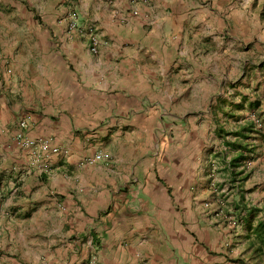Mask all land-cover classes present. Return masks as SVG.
Instances as JSON below:
<instances>
[{
    "label": "crops",
    "instance_id": "crops-1",
    "mask_svg": "<svg viewBox=\"0 0 264 264\" xmlns=\"http://www.w3.org/2000/svg\"><path fill=\"white\" fill-rule=\"evenodd\" d=\"M65 1H47L44 25L35 13L11 14L16 37L0 27V125L9 133L26 120L28 137L70 152L53 155L48 173L25 176L14 196L21 219L4 223L13 246L3 260L85 264L96 254L102 264H264L250 248L257 219L249 215L236 234L219 225L224 198L212 186L230 170L214 175L212 157L225 152L217 158L228 163L240 152L222 150L225 139L203 107L220 93L219 63H211L210 86L205 67L195 64L193 74L186 61L194 51L220 50L221 23L237 17L234 3L75 0L103 40L94 54L85 33L66 28ZM238 22L246 29L245 19ZM100 150L111 160L86 163ZM242 194L227 191L228 201Z\"/></svg>",
    "mask_w": 264,
    "mask_h": 264
},
{
    "label": "rangeland",
    "instance_id": "rangeland-1",
    "mask_svg": "<svg viewBox=\"0 0 264 264\" xmlns=\"http://www.w3.org/2000/svg\"><path fill=\"white\" fill-rule=\"evenodd\" d=\"M5 1L8 3L0 6V27L8 32L10 36L16 37L15 35L19 32L18 29L15 33L16 28L13 25L15 18H10L11 14L27 16L28 13H35L36 17H39V24L44 25L39 13H41L42 9L46 10L48 0ZM231 1L235 5L234 8L238 9L237 17L231 23H221L219 34L220 50L214 53L210 48L206 51L199 50L197 51L198 53L194 51L193 54L188 55L186 61L193 74L195 73V64L205 67V75L202 80L210 86L217 75L215 65L211 66V63L213 61L219 63L220 93L215 95L210 102L205 101L203 107L212 111V124L215 125L216 129H219V136L225 139V147L222 150L240 151L233 160L229 158L228 163L222 160L220 163L219 158H217V156L221 155L226 157L227 154L225 152L212 157L211 161L214 175L218 168L220 169L218 173H220L221 177H224L225 169L230 170L229 176H225L227 178L226 182L223 185L213 184V189L219 192V197L223 194L222 197L224 198V200L221 199L219 211L222 212L220 216L225 213L226 216L225 220L220 221V223L228 228H233L231 230L232 234H236L246 224L249 215L257 220L264 218V0ZM29 4L32 5L30 6ZM37 5H39V12H36L35 7ZM59 5L69 10L70 19L66 27L69 32L78 31L85 33L89 39L90 31L94 29L100 37L101 45L103 44L97 26L95 24L88 26L80 19V15L77 13L78 9L75 10L74 8L76 5L75 0H66L63 3L60 2ZM47 9L50 10V7L48 6ZM240 9L243 12L238 13ZM131 10L135 14L138 13L135 6ZM229 10H232V8ZM73 19L77 23L75 28L71 27ZM239 19H245L246 29L242 28L243 25L242 22H238ZM25 22L24 19V21L19 23L21 29L25 27L23 26L26 25ZM223 25L224 27H222ZM42 29L44 30L45 28L42 27ZM206 41L207 45H211L209 44L211 36L205 37L204 42ZM213 67L214 69H212ZM197 77L201 78L200 76ZM190 89L199 90L200 86L194 85ZM191 104L195 106L194 102ZM22 122H25L27 126L22 127ZM27 127L28 122L26 120L19 122L17 120L14 127L9 128L10 132L13 130L11 137L7 136L10 132H5L3 126L0 125V264H7L3 259L10 256L9 249L13 246L9 245L11 242H8L3 230L4 223L10 218L13 220L21 219L15 214V209H13L17 203L14 196L19 192L25 176L33 173L34 169L41 173H48L52 166L53 155L67 157L70 154L69 148L54 146L45 139H35L46 142L51 148L58 147L60 149V152H50L47 157L39 159L35 148L23 146L17 139L19 133L25 134ZM225 136L229 137L230 143L227 142ZM25 137L34 139L26 134ZM245 141L246 144H243ZM245 146H247V149H244ZM104 153L108 154L111 160V154L108 152ZM227 191L230 194L243 193L244 200L237 197L235 200L230 199L228 201L230 197H228ZM229 217L233 219V222L237 220L239 224L229 227ZM254 227L255 225L250 232L252 239L254 237ZM250 248L255 252V247L252 244ZM94 258H97L98 263L102 264L96 254L91 255L85 264H91Z\"/></svg>",
    "mask_w": 264,
    "mask_h": 264
},
{
    "label": "built area",
    "instance_id": "built-area-1",
    "mask_svg": "<svg viewBox=\"0 0 264 264\" xmlns=\"http://www.w3.org/2000/svg\"><path fill=\"white\" fill-rule=\"evenodd\" d=\"M71 27L72 28L77 27V23L74 19L71 23ZM89 39H90V50H91V52L97 53L100 49L101 40H100L99 35L96 33V31L94 29H91V31H90V38ZM21 125H22V127L27 126L25 122H22ZM17 139L19 140V142L22 143L23 146H27V147L29 146V147L35 148V150L39 156V159L42 157L43 158L47 157L50 152H60V149L58 147H52L51 148L44 141L26 138L24 133H19L17 135ZM109 160H110V156L108 154L104 153L103 151H99L95 155H93L92 157L87 158L86 163H88L90 165H96L99 163L108 162ZM212 188H214V186H212ZM217 213H218V211H217ZM228 223H229V225H228L229 227L235 226V224H239V222L237 220H234V222H233V219L231 217H229ZM219 225H221V223ZM91 264H99L97 261V258L92 259Z\"/></svg>",
    "mask_w": 264,
    "mask_h": 264
},
{
    "label": "trees",
    "instance_id": "trees-1",
    "mask_svg": "<svg viewBox=\"0 0 264 264\" xmlns=\"http://www.w3.org/2000/svg\"><path fill=\"white\" fill-rule=\"evenodd\" d=\"M244 149H247V146ZM253 235L251 244L255 247V252L264 254V218L257 221Z\"/></svg>",
    "mask_w": 264,
    "mask_h": 264
}]
</instances>
